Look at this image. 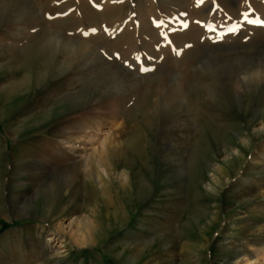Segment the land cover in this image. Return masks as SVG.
Listing matches in <instances>:
<instances>
[{
	"label": "rangeland",
	"instance_id": "obj_1",
	"mask_svg": "<svg viewBox=\"0 0 264 264\" xmlns=\"http://www.w3.org/2000/svg\"><path fill=\"white\" fill-rule=\"evenodd\" d=\"M250 16L264 0H0V263L264 264Z\"/></svg>",
	"mask_w": 264,
	"mask_h": 264
},
{
	"label": "bare ground",
	"instance_id": "obj_2",
	"mask_svg": "<svg viewBox=\"0 0 264 264\" xmlns=\"http://www.w3.org/2000/svg\"><path fill=\"white\" fill-rule=\"evenodd\" d=\"M245 20L248 21L249 26H251L252 28H256L258 25H261L262 26L264 24L263 23V20L258 19L256 16L247 17ZM88 141L90 143H92L91 137H90V139ZM101 143L104 144L103 142H101ZM130 145L134 146V144H129L128 143V144H126L125 147H123L125 149L124 151H126V149H127V150H130L131 152L135 153L134 152L135 146H134V149H132V146H130ZM69 146H72V145H69ZM110 150H109L108 154H106L108 161L112 162L115 159H120L121 158V156L123 154V151H122L121 148L115 149V150H112V151H110ZM108 178H110V173L107 174V172L102 169L101 172H99V174H98L97 181H98V183H100L104 179H108ZM125 179H127V178H125ZM18 196H19V194L17 196H15V197H12V209L18 210V214L22 215V217H23V216L28 215L26 213V212H28V210L26 208V205H28V203L37 201V199H38V192L35 195L31 196L29 199H26V200L25 199L23 200V196L22 195L20 197H18ZM2 204H1V206L3 207ZM16 210H15V212H16ZM77 220H79V219H77ZM54 240H55V238H53V236L48 239V241H52V242ZM69 240L74 241L77 245H84L83 241H80L79 239H76L74 237V235H71L70 238H69ZM67 245H69V242L68 241L67 242L66 241H62V243H60V245L57 247V249L55 251L57 252V251L60 250V248L67 247ZM64 252H65L64 250L61 251V253H63V254H64ZM63 259L64 258L61 257L59 260L62 261ZM53 263H55V262H53ZM82 264H84V262Z\"/></svg>",
	"mask_w": 264,
	"mask_h": 264
},
{
	"label": "crops",
	"instance_id": "obj_3",
	"mask_svg": "<svg viewBox=\"0 0 264 264\" xmlns=\"http://www.w3.org/2000/svg\"><path fill=\"white\" fill-rule=\"evenodd\" d=\"M23 173H20V175H22ZM30 177V176H29ZM22 182V181H21ZM17 196V195H16ZM15 197V196H14ZM19 197V196H18ZM10 201H11V205H12V198H10ZM12 207V206H11ZM14 213V212H13ZM8 247H5L3 250H6V251H8ZM79 253H82V252H80V251H78ZM49 259H47L46 261H47V263H49V264H53V262H55V264H63L64 262H65V258L62 260V261H60V260H57V259H54V260H52L53 258L51 257V256H49L48 257ZM84 262V264H85V260H82L81 262H80V264H82ZM1 264V263H0ZM65 264V263H64Z\"/></svg>",
	"mask_w": 264,
	"mask_h": 264
}]
</instances>
